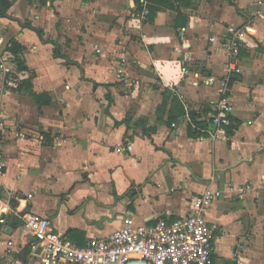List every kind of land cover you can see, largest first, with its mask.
I'll return each mask as SVG.
<instances>
[{
	"label": "crops",
	"instance_id": "1",
	"mask_svg": "<svg viewBox=\"0 0 264 264\" xmlns=\"http://www.w3.org/2000/svg\"><path fill=\"white\" fill-rule=\"evenodd\" d=\"M12 1L0 38L24 47L27 68L0 79V186L84 246L127 216L176 219L207 187L251 183L258 198L227 192L206 217L220 230L214 264H264V0H180L153 18L149 0ZM229 26L246 40L239 72L223 47ZM219 104L233 133L190 136L187 110L209 121ZM10 222L0 264H47Z\"/></svg>",
	"mask_w": 264,
	"mask_h": 264
},
{
	"label": "built area",
	"instance_id": "2",
	"mask_svg": "<svg viewBox=\"0 0 264 264\" xmlns=\"http://www.w3.org/2000/svg\"><path fill=\"white\" fill-rule=\"evenodd\" d=\"M245 41L243 30L228 27L223 47L228 55V68L231 72L240 71L238 57ZM123 62H126L125 58ZM18 74L15 55L0 38L2 83L16 82ZM2 120L0 97V123ZM208 120L212 124V130L209 131L211 135H228V128L236 126L232 116L220 104L214 106ZM131 147L130 144L124 145L121 150H131ZM4 168L5 162L0 157V174H3ZM227 192L239 197L253 193L258 198L260 188L251 183L238 187L232 185L227 190L207 187L195 197L190 214L176 219L161 218L150 224L138 223L130 215L110 235L93 237L87 245L82 246L60 233L50 218L25 212L22 203L27 198L0 186V225L7 224L12 218L20 220L22 230L35 239L32 252L47 264H127L132 260L149 264H214V244L220 230L218 225L207 220L206 212L214 200L225 197ZM2 243L11 246L14 241L9 239Z\"/></svg>",
	"mask_w": 264,
	"mask_h": 264
},
{
	"label": "trees",
	"instance_id": "3",
	"mask_svg": "<svg viewBox=\"0 0 264 264\" xmlns=\"http://www.w3.org/2000/svg\"><path fill=\"white\" fill-rule=\"evenodd\" d=\"M149 16L153 18L159 8V6L164 7H174V2L180 0H149ZM136 2L141 4V0H136ZM13 1L12 0H0V17H5L8 15L9 9L12 7ZM8 49L15 55V61L17 64L18 70H24L27 68L25 61L21 58V53L24 50V47L15 39H11L8 43ZM57 52L58 48H56V55H59ZM24 83H27L25 81ZM29 83V82H28ZM212 111L210 109H206V111ZM187 114L189 115V124H188V132L190 136L193 137H206L210 134V130H212L211 122L207 120H202L203 113L198 112L194 109L189 108L187 110ZM236 122V126H231L228 128V135H231L233 131L236 129L238 125V121L233 118ZM11 220V219H10ZM10 220L8 222H10ZM11 224V222H10ZM17 223H14V227H16Z\"/></svg>",
	"mask_w": 264,
	"mask_h": 264
},
{
	"label": "water",
	"instance_id": "4",
	"mask_svg": "<svg viewBox=\"0 0 264 264\" xmlns=\"http://www.w3.org/2000/svg\"><path fill=\"white\" fill-rule=\"evenodd\" d=\"M127 264H149V263L146 261L132 260V261L128 262Z\"/></svg>",
	"mask_w": 264,
	"mask_h": 264
}]
</instances>
